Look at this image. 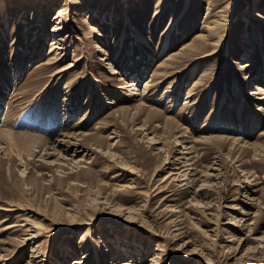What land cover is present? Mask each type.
<instances>
[{"label": "rangeland", "instance_id": "rangeland-1", "mask_svg": "<svg viewBox=\"0 0 264 264\" xmlns=\"http://www.w3.org/2000/svg\"><path fill=\"white\" fill-rule=\"evenodd\" d=\"M1 124L0 264H264V0H0Z\"/></svg>", "mask_w": 264, "mask_h": 264}, {"label": "bare ground", "instance_id": "bare-ground-1", "mask_svg": "<svg viewBox=\"0 0 264 264\" xmlns=\"http://www.w3.org/2000/svg\"><path fill=\"white\" fill-rule=\"evenodd\" d=\"M127 24H129V25H131L129 22L127 23ZM132 26V25H131ZM132 36H133V38L137 41V42H140V41H145V39H143L144 37H142L141 36V34H140V36L137 34V33H133L132 32ZM142 37V38H141ZM78 60V59H77ZM73 66V64H69L67 67H65V68H62V69H60V70H58L56 73L58 74V73H62L63 71H66V70H68V69H70L71 67ZM112 70H113V73H116V71L114 70V68L112 67L111 68ZM131 85V84H130ZM132 85H134V84H132ZM144 90H147V86H146V88H144ZM131 91V90H130ZM142 98V97H141ZM262 108V107H261ZM18 134V135H22V136H29V137H34L33 135H27L26 133H22V132H15V131H13L12 129H10L9 127H8V125H3L2 126V124H1V126H0V135L2 136V135H4L7 139H10L9 140V144H11V145H14V144H16V142L13 140V136L15 135V134ZM16 134V135H17ZM80 135L81 134H76V135H72L71 137H73V138H75V139H77V140H79V137H80ZM87 135H90V134H86V136ZM66 136H68V135H66ZM83 136H85V134L83 135ZM18 136H16V138H17ZM37 136H35L34 138H36ZM2 139H3V137H1ZM14 138H15V136H14ZM7 139H6V142H7ZM192 139V138H191ZM191 139H190V141H191ZM206 139H207V137H206ZM217 139V138H216ZM16 140V139H15ZM63 140V139H62ZM61 140V141H62ZM2 141H4V140H2ZM65 141V140H64ZM189 141V142H190ZM192 141H194L193 139H192ZM236 141V140H235ZM6 142H4V143H6ZM8 144V143H7ZM64 145V144H63ZM62 144H60V142L56 145L57 147L58 146H63ZM10 146V145H9ZM15 146V145H14ZM56 146H55V144H53V146H51L49 149H52L54 152H51V153H55L56 152V150H58L57 148H56ZM71 146H75L74 147V150H75V153H78L79 151H81V149H79V146H78V144L76 143H71V145H67V147L68 148H66V150L68 151V150H70V149H72L73 147H71ZM191 146H193V145H191ZM64 147V146H63ZM186 148H187V146H185ZM11 149H12V147H11ZM64 149H65V147H64ZM65 151V150H64ZM60 152H62V149L60 150ZM50 153V152H49ZM185 157V156H184ZM73 161H75V160H73ZM185 166V168H183L182 169V167H184ZM174 167H177V168H174L176 171H173L172 170V172L170 173V176H172V175H175V176H181V175H184L185 177H187L189 174H191V176H189V182H192V183H194V182H196L197 180H199V177H198V175H199V173H200V168L196 165V163H195V161H193V157H187V158H185V160H184V162H182V161H178L177 162V165L176 166H174ZM169 176V177H170ZM24 225H26V223L24 224ZM38 236L37 235H31L29 238H27V240H29V239H34V238H37ZM160 255H157L156 253L154 254V257H152V259L150 260V264H159V262H160V257H159ZM36 257V256H35ZM84 258H86V256H84ZM130 258H127L126 260H124V261H121L119 264H134V263H131L132 261H130L129 260ZM78 260V259H77ZM77 260H74L75 262V264H79V263H83V261L82 260H80V261H77Z\"/></svg>", "mask_w": 264, "mask_h": 264}]
</instances>
